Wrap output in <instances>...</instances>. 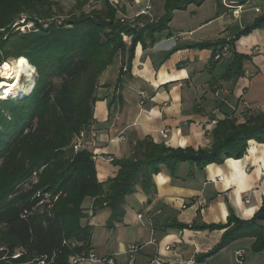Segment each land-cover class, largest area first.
I'll return each mask as SVG.
<instances>
[{
	"label": "trees",
	"instance_id": "16d2710c",
	"mask_svg": "<svg viewBox=\"0 0 264 264\" xmlns=\"http://www.w3.org/2000/svg\"><path fill=\"white\" fill-rule=\"evenodd\" d=\"M205 1L164 0L165 13L158 20L140 15L130 21L120 17L125 9L110 0H74L68 12L57 0H0V63L25 58L37 72L29 94L0 100V264H28L44 256L47 264H71L70 257L92 251V227L83 208L87 199L94 200V213L110 207L111 221L120 220L126 197L137 186L150 194L153 176L164 168L176 177L181 164L203 170L242 159L252 140L264 144V112L248 111L244 122L227 115L216 123L208 148H174L151 138L138 141L130 157L112 161L118 173L107 183L98 178L93 153L72 147L76 135L94 121L100 77L116 56L122 57L118 87L138 44L154 46L156 35L170 29L176 11ZM22 17L34 23L33 31H15L19 24L13 29ZM263 26L264 14L240 34ZM234 41L194 47L211 49L214 58ZM249 60L234 51L223 79L242 76ZM263 223L264 204L250 220L239 219L230 209L224 224L174 222L167 227L224 230L205 259L247 237L255 239L254 253L263 252Z\"/></svg>",
	"mask_w": 264,
	"mask_h": 264
},
{
	"label": "crops",
	"instance_id": "0c3cea01",
	"mask_svg": "<svg viewBox=\"0 0 264 264\" xmlns=\"http://www.w3.org/2000/svg\"><path fill=\"white\" fill-rule=\"evenodd\" d=\"M110 1H120L129 20L140 18L137 15L142 11L153 20L165 13L164 0ZM218 3L206 0L201 6L176 11L170 29L156 35L154 46L137 45L131 69L118 87L120 54L100 77V100L87 129V142L88 150L97 156L101 182L107 183L118 173L110 160L130 157L140 140L151 138L174 148H208L219 120L229 115L244 122L248 111L264 112V26L240 34L264 14V0L245 1L238 18ZM177 17L186 20L176 24ZM220 39L235 40L228 47L231 56L226 64L223 59L215 62L211 49L194 47ZM234 51L250 56V60L244 62L242 76L224 80ZM164 130H169L168 139L161 135ZM121 136L124 140L116 139ZM153 182L150 194L137 186L136 192L126 197L120 220L111 221L110 207L94 213V200L84 202L86 223L92 227V253L99 258L113 256L115 264H128L126 251L138 244L143 248L134 255V264H189L194 258L200 264L264 262V251H252V237L202 259L220 242L224 230L167 227L174 222L224 224L230 209L241 220L252 219L264 204V144L252 140L242 159H227L203 170L181 164L176 177L164 168L153 176ZM201 200L206 204L201 205ZM152 240L155 244H149ZM240 250L245 252L242 263L235 256Z\"/></svg>",
	"mask_w": 264,
	"mask_h": 264
},
{
	"label": "built area",
	"instance_id": "2783aa9c",
	"mask_svg": "<svg viewBox=\"0 0 264 264\" xmlns=\"http://www.w3.org/2000/svg\"><path fill=\"white\" fill-rule=\"evenodd\" d=\"M246 1H250V0H246ZM119 2L120 1L115 2V4H119ZM222 4L228 10H232V13L236 18H238L241 15L243 8H244V3H240L239 1H236V0H222ZM147 9H150V7ZM256 11L258 13L260 12L259 9H256ZM144 14H147L146 11H142L137 16L144 15ZM120 17L122 19H127L126 16L124 14H121V13H120ZM230 56H231L230 50L226 46V47L220 49L213 59H214V61H220L224 58H229ZM168 134H169V130L161 131V135L164 139H168V136H169ZM87 136H88L87 130H81L79 132V134L76 135V137L72 143V147H73L75 152L88 150ZM116 139L121 141V140H124V137L121 136V137L116 138ZM93 159L94 160L97 159V156L95 154H93ZM110 161H113V160H110ZM199 203L201 205H205L206 201L201 200ZM149 244H155V241L152 240ZM142 248H143L142 245L135 244V245H131L127 249L126 254L130 255V259H129L128 264H134V255L136 253H138ZM167 249L169 250L170 247L168 246ZM235 256L237 258V261L239 263H242L244 261V257H245L244 250L237 251L235 253ZM14 257H16V256H14ZM69 261L71 264H82L83 262H90L92 264H115V258L113 256L105 257V258H99L92 252H90L86 255L82 254V255L72 256V257H70ZM37 263L38 264H47L48 263V257L44 256V257L38 259ZM157 264H165V263H161V262L157 261ZM189 264H200V263L194 258V259H191L189 261Z\"/></svg>",
	"mask_w": 264,
	"mask_h": 264
},
{
	"label": "rangeland",
	"instance_id": "374dc122",
	"mask_svg": "<svg viewBox=\"0 0 264 264\" xmlns=\"http://www.w3.org/2000/svg\"><path fill=\"white\" fill-rule=\"evenodd\" d=\"M57 1H59V2L62 3V5L65 7L66 12H68L71 9V7L74 5V0H57ZM206 6H209V3ZM25 19H26V17H22V19L18 23H16L14 25L13 29L16 27V25L19 24L15 28V31L18 30V29H20V31L22 33H29L31 31H33V29L35 27L34 23L33 22H29L27 20L25 21ZM127 20H129V19H127ZM185 20L186 19H184L183 17H177L176 20H175V22H176V24H178V23H182L183 24V22ZM125 39L127 41H129L128 38H125ZM226 59L227 58H224L222 60V63L223 64H226V62H227ZM5 63H9L10 65H13L15 63V59L8 58L6 61H2L0 63V81L3 80V79H6V78H3L2 75H1V68L4 66ZM32 70H33V73L32 74L31 73L30 74H23L22 77L20 78L21 80L19 79V81L21 83V87H20V89L16 93H13V94L10 95L8 93L6 94V92L4 91V89L0 90V100H6V98H9L11 96H16V95L23 96V95L29 94L31 92L33 86H34L35 77L37 76V72H35L34 69H32ZM13 80H15V78L10 79L9 81L11 82ZM3 249L4 248H1L0 251H2ZM6 257L7 256L2 257V260H5ZM17 257H19L18 254H16V257H13V258H17ZM28 264H38V263L32 260ZM262 264H264V262Z\"/></svg>",
	"mask_w": 264,
	"mask_h": 264
},
{
	"label": "bare ground",
	"instance_id": "6f19581e",
	"mask_svg": "<svg viewBox=\"0 0 264 264\" xmlns=\"http://www.w3.org/2000/svg\"><path fill=\"white\" fill-rule=\"evenodd\" d=\"M30 73L32 74L33 70L31 69L30 64L25 58L16 59L13 65L5 63L4 66L1 68V75L3 78L6 79L0 81V90L4 89L6 94L8 93L10 95L16 93L21 87L19 79L22 77L23 74ZM13 78H15V80L10 82L9 80Z\"/></svg>",
	"mask_w": 264,
	"mask_h": 264
},
{
	"label": "snow or ice",
	"instance_id": "6c2138e0",
	"mask_svg": "<svg viewBox=\"0 0 264 264\" xmlns=\"http://www.w3.org/2000/svg\"><path fill=\"white\" fill-rule=\"evenodd\" d=\"M5 67H7V66H5Z\"/></svg>",
	"mask_w": 264,
	"mask_h": 264
}]
</instances>
